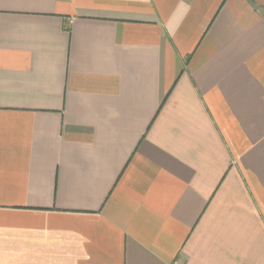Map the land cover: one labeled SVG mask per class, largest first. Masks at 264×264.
<instances>
[{"label":"crops","instance_id":"obj_1","mask_svg":"<svg viewBox=\"0 0 264 264\" xmlns=\"http://www.w3.org/2000/svg\"><path fill=\"white\" fill-rule=\"evenodd\" d=\"M0 264H264V0H0Z\"/></svg>","mask_w":264,"mask_h":264}]
</instances>
